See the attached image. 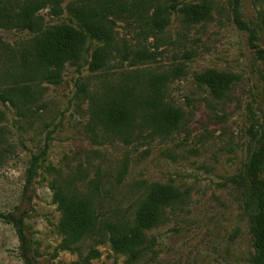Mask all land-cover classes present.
Segmentation results:
<instances>
[{"label": "rangeland", "instance_id": "374dc122", "mask_svg": "<svg viewBox=\"0 0 264 264\" xmlns=\"http://www.w3.org/2000/svg\"><path fill=\"white\" fill-rule=\"evenodd\" d=\"M31 1L0 0V91L14 102H0V264L78 260L61 248L53 184L90 197L99 222L122 226L132 223L150 185L178 194L145 231L138 258L88 237L78 245L83 254L98 250L91 264H248L256 210L244 168L264 141V0H238L242 24L232 0H180L179 7L208 1L211 17L189 23L173 11L162 31H145L142 20L124 13L111 24L120 51L104 70L89 71L98 43L88 40L79 66L66 64L57 83L42 78L33 33L15 20ZM81 1L59 0L60 14L47 5L36 17L43 28L75 26L67 8ZM205 69L234 75L224 97L195 81ZM153 85L180 112L176 127L160 126L141 106L127 126L94 114L125 90L135 96Z\"/></svg>", "mask_w": 264, "mask_h": 264}, {"label": "trees", "instance_id": "16d2710c", "mask_svg": "<svg viewBox=\"0 0 264 264\" xmlns=\"http://www.w3.org/2000/svg\"><path fill=\"white\" fill-rule=\"evenodd\" d=\"M179 2L180 0H83L67 8L74 18L75 26L59 24L43 28L36 13L47 5H51L55 14H60L62 10L59 0H37L22 5L15 20L20 27L33 33V61L42 71V78L49 83H57L66 64L79 66L88 40L98 43L92 50L89 71L104 70L114 52L120 51L114 44L111 24H114V18L124 13L137 16L146 26L145 31L150 32L162 31L169 23V15L173 11L182 12L184 20L189 23L211 17V4L208 1L185 3L180 7ZM232 2L235 19L237 23L242 24L236 8L238 0ZM135 55H143V52L137 51ZM258 55L264 60V50H258ZM155 79L159 82L162 80ZM195 81L207 87L214 97L222 98L230 90L234 75L205 69L195 74ZM78 89L81 92L86 91L85 83L79 84ZM8 101L13 102L9 94L0 91V102ZM139 106L163 127H176L180 118V112L163 100V92L154 85L148 92L135 96L132 90H125V93L121 92L118 97L105 102V105L94 108V114L105 124L115 127L127 126L133 118L135 107ZM261 117L260 129L264 135V99ZM244 174L250 184L252 202L256 210L251 228L254 253L248 264H264V141L250 153ZM52 190L53 201L60 211L58 229L63 236L61 248L78 254V260L69 264H91V260L99 256L98 250L93 247L83 254L78 245L84 238L96 236L106 239L114 252L123 253L131 260L138 258L148 244L145 231L162 220L164 209L178 197L174 188L168 185H150L135 211L132 223L122 226L111 221L99 222L90 197L67 192L57 184H53Z\"/></svg>", "mask_w": 264, "mask_h": 264}]
</instances>
